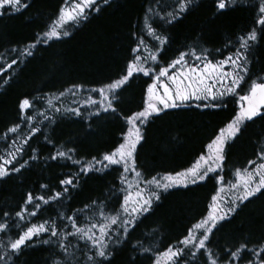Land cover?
Here are the masks:
<instances>
[{"label":"trees","instance_id":"16d2710c","mask_svg":"<svg viewBox=\"0 0 264 264\" xmlns=\"http://www.w3.org/2000/svg\"><path fill=\"white\" fill-rule=\"evenodd\" d=\"M175 3L176 0H160L159 4L157 0H110L104 4L103 0H97L98 12L89 10L87 20L67 26L71 33L69 36L37 45L33 55L27 58L12 49H25L35 41L38 33L46 31L57 17L64 0H29L30 6L24 11L0 16V67L7 68L11 60H18V64L0 75V136L6 133L8 127L20 123V131L9 136H20L18 146L22 144L23 138L31 133L29 127L20 121L19 102L26 97L33 100L45 97L29 110L35 115L33 123L40 131L29 140L31 149L25 145V152L20 157L21 162L28 160V166L19 173L13 172L0 179V222L7 219L2 216L4 211L14 215L27 193L47 198L61 190L59 179L68 178L78 171L79 165L71 161L50 159L57 149L75 148L74 158L82 161H90L93 156L100 158L118 145L126 128L120 116L110 112L90 119L88 112L82 111L81 117L54 114L48 109L47 96L59 95L73 84L91 88L107 83L124 68L130 48L136 46L137 37L145 40L147 50L154 51L157 42L147 34L146 17L158 34L168 37L163 60H170L179 51H187L193 46L212 50L213 55H217L216 49H223L227 54L225 45L229 42L235 44L240 35L254 26L258 0H244L240 6L222 12H217L215 0H198L172 24H165L155 15L156 12L164 15L161 5L170 11L167 6ZM149 8L153 11L149 12ZM252 60L253 75L264 74V39L254 47ZM146 80H134L122 93L119 104L122 115L140 108ZM229 99L231 101L232 98ZM67 100L63 96L54 103L63 110ZM235 107L236 104L230 102L226 109H175L150 121L143 128L145 139L137 150V167L144 178L175 173L190 166L204 152L214 133L225 125ZM40 112L55 115V123L49 124L38 114ZM45 137L50 138L51 143ZM261 138H264V120L249 123L229 150L223 172L225 177L235 168L246 166L248 160L255 159ZM8 142L0 139V154H5ZM32 154L38 159L30 160ZM119 175L115 168L105 173H90L82 178L80 188L70 189L72 199L63 203L53 201L49 205L41 203V211L29 222L39 223L60 212L71 215L93 200L98 203L105 201L111 187H120ZM42 184H47L48 188H41ZM216 188L215 179L209 178L187 188L170 190L162 196L158 205H154V210L142 218V223L131 233V242L140 241L144 247L159 242L161 249L175 244L207 213L210 197ZM108 203L111 205L112 202ZM218 227L212 238L213 251L217 255L224 248H235L244 241H248L249 247H254L264 237V196L242 205ZM15 231L0 233V241L7 244L9 237L15 238ZM128 254L129 249H125L117 257L116 264H121ZM58 258L54 248L40 245L26 248L15 264H53V260ZM248 258L255 259L247 254L241 264H247ZM140 259L143 264H149L145 257Z\"/></svg>","mask_w":264,"mask_h":264},{"label":"snow or ice","instance_id":"6c2138e0","mask_svg":"<svg viewBox=\"0 0 264 264\" xmlns=\"http://www.w3.org/2000/svg\"><path fill=\"white\" fill-rule=\"evenodd\" d=\"M110 0H103L108 4ZM198 0H176L175 5H168L170 11L161 5V11L155 15L165 24L178 21L187 13ZM160 0H157V4ZM244 3V0H215L217 12L228 8H235ZM97 0H64L58 10L57 17L47 26V30L38 33L34 42L25 49H12L19 56L31 57L33 49L41 43H47L62 36H69L68 25H78L80 21L89 18V10L99 11ZM30 6L29 0H0V16L15 14L24 11ZM245 6H248L245 4ZM149 12L153 9L149 8ZM254 26L245 34L237 38V42H229L227 54L223 49L213 51L193 46L187 51H179L178 55L170 60H163L164 46L169 43L168 37L158 34L157 29L147 22V34L157 44L154 51L149 50L147 55L142 54L146 48L143 38L137 37L135 47L130 48V56L124 68L114 78L99 87L85 88L82 84H73L70 89L59 95L47 96V106L54 114L81 117L79 108L57 107L54 101L71 93H89L83 102V107L91 108L88 118L99 117L101 113H113L124 121L126 126L122 132L121 141L114 149L105 152L101 158L93 156L90 161L74 158L75 148L57 149L50 159L56 161L64 159L79 165L78 171L68 178L59 179L61 190L45 198L27 193L19 209L14 215L4 211V219L0 222V233H7L15 229V238L9 237L7 244L0 241V264H15V261L24 254L26 248H35L40 245L54 248L59 254L53 264H116L117 257L125 249H129L126 259L121 264H143L140 257H145L149 264H241L246 255L250 254L247 264H264V237L254 246L249 247L248 241L239 243L235 248L226 247L221 254L213 251L212 238L219 230L222 222L229 220L242 205L251 202L254 198L264 196V138H261L255 151V159H250L244 167H237L230 173L232 179L226 181L224 172L225 161L231 146L243 134L249 123L264 120V74L253 75L251 67L254 47L264 39V0H258L255 5ZM163 60V62H162ZM17 59L11 60L7 68L0 67V75L13 65ZM151 66H147V65ZM147 78L142 104L138 110L122 115L119 104L122 93L134 80ZM7 81H5L6 83ZM239 90V91H238ZM91 93H96L99 99H94ZM229 98H232L231 101ZM45 99L36 97L34 100L23 98L18 105L20 121L30 129V135L15 138L9 134H17L21 124L16 123L8 127L0 139L10 141L6 143L5 154H0V179L10 173H19L28 166V160L21 162L20 157L25 152V145L31 149L29 140L40 131L33 123L35 115L29 110L35 104ZM235 103L233 114L223 127L206 145V153L199 155L191 167L183 171L170 173L160 178L141 180L143 173L137 167L138 146L145 139L143 128L153 119L166 114L170 110L182 108L195 109H226L229 103ZM48 121L55 123V115L48 116L46 112L38 113ZM49 143L50 138L45 137ZM11 149H14L11 150ZM34 153L35 150L32 149ZM36 160L35 154L29 156ZM19 166H16V165ZM115 168L120 172V187L109 189L105 201H91L83 208L76 209L71 215L57 213L39 223L29 222L41 211V202L49 205L53 201L63 203L72 199V191L81 187V180L90 173H105ZM134 175L136 182H130L129 175ZM214 178L218 187L210 197L207 214L186 230V234L175 244H168L161 249L159 242L150 247H144L140 241L132 243L131 233L135 231L142 218L154 210L162 196L174 188H187ZM225 189L222 185L226 184ZM141 184L144 186L142 187ZM47 189V184L40 185ZM231 192L225 199L222 193ZM108 201H111L109 205ZM31 206V207H29ZM81 216L83 219L81 220ZM259 249V250H257Z\"/></svg>","mask_w":264,"mask_h":264},{"label":"rangeland","instance_id":"374dc122","mask_svg":"<svg viewBox=\"0 0 264 264\" xmlns=\"http://www.w3.org/2000/svg\"><path fill=\"white\" fill-rule=\"evenodd\" d=\"M63 6V5H62ZM148 51L149 50H147L146 48H144V49H142V54L143 55H147V53H148ZM147 66H151L150 64L149 65H147ZM86 89H87V87H85ZM68 89H70V88H68ZM88 95H89V93H87V92H85V91H81V92H78L75 96H73V95H71V93H66V95H65V97L68 99L67 101H66V104L67 105H65L64 106V108H79L82 112H90V111H93L94 109H95V107L96 106H93V107H91V108H85V107H83L82 105H83V102L87 99V97H88ZM91 95H92V97L94 98V99H99V96H98V94H96V93H91ZM236 107H237V105H236ZM209 143V142H208ZM206 153V147H205V150H204V152L203 153H201V154H205ZM200 154V155H201ZM102 157V156H101ZM100 157V158H101ZM199 157V156H198ZM198 157L195 159V161L198 159ZM99 159V158H98ZM194 161V162H195ZM194 162H192L191 163V165L190 166H188V167H191L192 166V164L194 163ZM188 167H186V168H188ZM186 168H184V169H186ZM184 169H182V170H180V171H183ZM139 170V169H138ZM140 171V170H139ZM234 171V170H233ZM167 174H170V173H161V174H158V175H156V177L157 178H160V177H162V176H164V175H167ZM172 174H174V173H172ZM221 174H223V173H221ZM152 177H150V178H144V176H142L141 177V180H145V179H151ZM128 179H129V181L130 182H133V183H135L136 182V178L134 177V175H129V177H128ZM230 179H232V176L231 175H229L228 177H225V180L226 181H228V180H230ZM141 186L143 187L144 185L143 184H141ZM223 187H225V189H227L228 188V185H227V183L226 184H224V185H222ZM217 187H218V185H217ZM231 195V192H228L227 190L224 192V193H222V196L225 198V199H227L229 196ZM42 203V202H41ZM207 214V213H206ZM205 214V215H206ZM204 215V216H205ZM203 216V217H204ZM202 217V218H203ZM198 222V221H197ZM196 222V223H197ZM195 224V223H194Z\"/></svg>","mask_w":264,"mask_h":264}]
</instances>
